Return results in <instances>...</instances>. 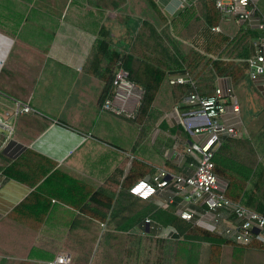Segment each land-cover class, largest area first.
<instances>
[{
  "label": "crops",
  "instance_id": "1",
  "mask_svg": "<svg viewBox=\"0 0 264 264\" xmlns=\"http://www.w3.org/2000/svg\"><path fill=\"white\" fill-rule=\"evenodd\" d=\"M120 1H124L125 8L101 9L104 4ZM154 1L169 20L197 5L203 21L201 0ZM253 1L259 16L264 17V0ZM132 4V0H0V71L13 75L11 84L15 88L28 90L23 103L0 92V110L6 111L0 113V119L12 125L11 134L0 128V264H56L59 256H66L67 264L156 261L151 259L152 248L147 252L144 243L137 249L134 242L128 245L124 239L114 238L136 235L159 239L144 226V220L135 223L131 218L120 224L117 219L119 223H109L113 214L124 217L120 213L137 199L126 195L122 182L134 160L142 161L152 173L163 168L171 175H192L199 153L195 150L188 154L187 149L203 145L207 134L193 132L194 126L203 125L198 108L183 104L186 95L179 99V88L169 86L168 81L140 125L133 122L132 116L101 111L98 99L103 83L98 75L87 73L90 60L100 41L121 50L135 37L141 19L130 13ZM222 23L225 29L231 25L230 31L237 30L234 21ZM168 73V77L181 75L179 70ZM249 82L235 92L228 79L215 80V89L233 92L232 97H225L221 123L239 134L264 107V76ZM173 99L176 103L167 108ZM229 100L237 103L238 112H233ZM17 105L29 106L34 112L14 119L12 112ZM46 122L48 127L38 133ZM27 150L55 163L58 172L51 182H40L41 192L53 197L37 228L32 224L37 222L39 210L31 208L32 203L8 217L34 189L3 174ZM27 162L15 168L16 173L35 174L37 163ZM150 176L143 180L148 181ZM82 184L108 194L113 190L106 222L99 226V238L94 243L98 225L78 217L82 213L73 207L89 194ZM164 198V193L158 192L147 201L171 215H176L178 206L185 207L179 197L172 206H163ZM147 218L154 227L170 229L159 225L150 214ZM128 246H132L131 253ZM172 253L164 248L157 264H171Z\"/></svg>",
  "mask_w": 264,
  "mask_h": 264
},
{
  "label": "trees",
  "instance_id": "2",
  "mask_svg": "<svg viewBox=\"0 0 264 264\" xmlns=\"http://www.w3.org/2000/svg\"><path fill=\"white\" fill-rule=\"evenodd\" d=\"M132 1L130 13L141 19L135 37L130 39L128 45L123 46L121 50L112 49L109 42L100 41L90 60L87 73L92 76L98 75L103 83L98 99L100 106L107 98L113 96V80L119 70L125 72L127 80L142 92L132 116L133 122L139 125L148 118L152 107L156 105L157 95L163 84L168 81V72L179 70L181 75L187 74L195 82L196 91L201 97H210L214 94L216 79H228L234 90L249 80L247 60L252 54V41L258 36L255 30L237 27V30L232 32L228 28L231 25H227L225 29L214 3L201 0L202 24L189 44H186L188 41L184 43L179 37L184 35L196 19L197 5L187 7L169 20L154 0ZM123 3L124 1L106 6L104 4L101 9H122L125 8ZM215 27H219L220 31H213ZM12 76L6 70L0 71V92L23 103L28 90L15 88L11 84ZM176 88H179V99L190 91L188 85L176 86ZM17 92H20V95H17ZM229 101L228 103L231 104L232 101ZM174 103L176 101L173 99L167 108L173 107ZM5 112L0 110L1 114ZM48 125L49 123L46 122L38 133L45 130ZM244 131L245 135L242 131L239 134L237 130L236 136L222 138V143L213 158V173L218 179L220 193L226 199L239 203L264 217V107L245 123ZM27 161L30 164L37 163L35 169L39 168L36 173H16L15 168L21 163H28ZM57 173L55 163L28 150L21 159L5 168L3 174L7 178L34 188L8 217L12 218L32 203L31 208L39 210L37 222L32 224V227H39L50 209V199L53 197L52 194L41 192L40 182L42 180L51 182ZM150 174L152 175V170L146 164L134 160L122 182V190L127 195L129 188L135 182ZM82 189L88 188L82 184ZM87 191L89 194L84 195L79 203H74L73 207L81 211L82 215L78 217L95 226L98 225L93 233L92 243H94L99 238V226L106 222L113 202V190L111 194L100 190L93 191L90 188ZM97 210L100 213L95 212ZM161 213L162 211L151 202L135 199L133 204L120 213L124 217L119 218L117 214H113L109 223H119L118 219L121 224L131 218L135 223H139L150 214L159 225L169 226L172 229V240L136 235H117L114 238H122L128 245L134 242L137 249H140L139 247L144 243L147 252H150L151 248L153 250L152 260L157 259L164 248L170 249L173 252L171 264H191L192 240L208 242L205 264H264V244L255 239L249 245L241 246L216 233L185 222L176 215H171L170 211L162 215ZM128 248L131 253L132 246ZM154 264H157V261H154Z\"/></svg>",
  "mask_w": 264,
  "mask_h": 264
},
{
  "label": "built area",
  "instance_id": "3",
  "mask_svg": "<svg viewBox=\"0 0 264 264\" xmlns=\"http://www.w3.org/2000/svg\"><path fill=\"white\" fill-rule=\"evenodd\" d=\"M214 3L222 21H234L240 29H252L258 36L252 41V54L247 60L248 79L253 82L264 75V17L259 16L256 3L253 0H209ZM259 16V17H258ZM219 32V27L213 28ZM220 79H216L218 81ZM170 86L188 85L190 91L183 97L182 102L187 106L198 108L197 115L203 125L194 126L188 130L195 133L205 132L207 140L203 145L187 149L188 154L193 150L200 153L197 165L190 176L171 175L163 168H157L150 179L138 180L128 190L131 196L140 200H150L158 192H163L165 198L163 206H172L179 197L185 207L178 206L176 216L197 227L235 242L247 246L253 239L264 244V217L233 203L220 193L217 177L213 173V158L222 143L224 136H236L237 130L225 127L221 123V116L225 113V97H232V90L222 91L219 87L210 97H201L196 91L195 82L187 74L168 77ZM114 94L101 105V111L115 116H133V111L141 98V90L127 80L125 72L119 70L113 80ZM233 112H238L237 103H231ZM34 111L26 105H17L13 110V118L20 114ZM0 128L12 133V125L0 119ZM144 185L140 192L135 189ZM150 227V233L159 239H169L172 229L154 227L149 218L143 222ZM56 264H67L66 256H59Z\"/></svg>",
  "mask_w": 264,
  "mask_h": 264
},
{
  "label": "rangeland",
  "instance_id": "4",
  "mask_svg": "<svg viewBox=\"0 0 264 264\" xmlns=\"http://www.w3.org/2000/svg\"><path fill=\"white\" fill-rule=\"evenodd\" d=\"M202 15H201V12L200 10H198V12H196V19L191 23V25L188 27L187 31L184 33L183 37H179L180 41L182 40H185V41H188V43L186 44H189V41H191L192 37L195 35V33L197 32V29L199 28V26L202 24ZM198 19V21H197ZM184 42V41H182ZM185 43V42H184ZM244 85H250V82L249 81H246ZM235 91V90H234ZM238 90H236L235 92H237ZM197 151L193 150L192 151V154L196 153ZM199 153V152H198ZM200 158V153H199V156L197 158V160ZM260 159V157H259ZM157 207V206H156ZM157 209H161L162 208H159L157 207ZM190 259H191V264H205V258H206V250H207V247H208V242L205 241V242H199L197 240H192L190 242ZM159 255L158 254V258L159 259ZM156 258H154L153 260H156Z\"/></svg>",
  "mask_w": 264,
  "mask_h": 264
},
{
  "label": "snow or ice",
  "instance_id": "5",
  "mask_svg": "<svg viewBox=\"0 0 264 264\" xmlns=\"http://www.w3.org/2000/svg\"><path fill=\"white\" fill-rule=\"evenodd\" d=\"M143 187H144V185L141 184L139 187H137V188L135 189V191H136V192H140L141 189H142Z\"/></svg>",
  "mask_w": 264,
  "mask_h": 264
}]
</instances>
